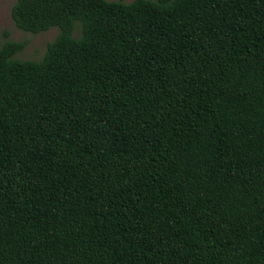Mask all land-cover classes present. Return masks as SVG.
I'll use <instances>...</instances> for the list:
<instances>
[{
  "label": "trees",
  "instance_id": "obj_1",
  "mask_svg": "<svg viewBox=\"0 0 264 264\" xmlns=\"http://www.w3.org/2000/svg\"><path fill=\"white\" fill-rule=\"evenodd\" d=\"M9 15L58 32L0 47V264H264V0Z\"/></svg>",
  "mask_w": 264,
  "mask_h": 264
},
{
  "label": "rangeland",
  "instance_id": "obj_2",
  "mask_svg": "<svg viewBox=\"0 0 264 264\" xmlns=\"http://www.w3.org/2000/svg\"><path fill=\"white\" fill-rule=\"evenodd\" d=\"M15 0H0V47L6 41L23 43V48L15 53L11 59L18 61H39L45 50V45L53 40L58 29L51 27L46 31L36 34L27 33L17 29L12 23L9 15L10 8ZM115 1V0H106ZM133 0H122L127 4ZM79 31V24L74 23L72 37H76Z\"/></svg>",
  "mask_w": 264,
  "mask_h": 264
}]
</instances>
